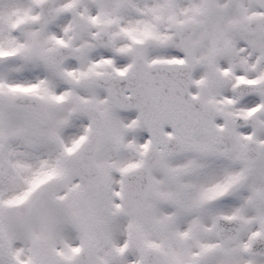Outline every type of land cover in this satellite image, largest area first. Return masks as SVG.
<instances>
[{
  "label": "snow or ice",
  "instance_id": "snow-or-ice-1",
  "mask_svg": "<svg viewBox=\"0 0 264 264\" xmlns=\"http://www.w3.org/2000/svg\"><path fill=\"white\" fill-rule=\"evenodd\" d=\"M0 264H264V0H0Z\"/></svg>",
  "mask_w": 264,
  "mask_h": 264
}]
</instances>
